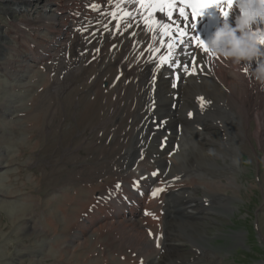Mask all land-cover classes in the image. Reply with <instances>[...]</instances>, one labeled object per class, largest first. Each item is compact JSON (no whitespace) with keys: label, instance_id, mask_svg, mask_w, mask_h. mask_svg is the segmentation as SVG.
Segmentation results:
<instances>
[{"label":"bare ground","instance_id":"bare-ground-1","mask_svg":"<svg viewBox=\"0 0 264 264\" xmlns=\"http://www.w3.org/2000/svg\"><path fill=\"white\" fill-rule=\"evenodd\" d=\"M93 5L98 7L94 9ZM223 7L226 6L216 7L213 24L200 18L194 20L186 7L187 21L177 20L186 35L176 40L178 45L179 39L185 44L179 45L175 51L183 53L179 57L181 62L195 58V62L189 64V72L193 69L195 72L181 73L177 69L173 73L164 67L156 74L153 86L154 64L148 60L168 49L149 50V45H160L158 40H152L153 32L147 31L142 18V14H148L144 6L129 0H0L1 14L8 18L6 27L0 20V80L8 79L7 88L12 92L11 96L16 97V102L7 100L9 105L4 107L3 115L10 119L8 124L13 129L21 124L19 120L24 118L26 108L23 102L26 94L32 92L34 99L35 96L43 97L44 101L51 102L47 114L52 115L44 118L39 132H44L47 139L58 134L60 145L68 147L65 151L63 149L64 157L75 156L86 146L91 150L90 157H97L95 166L91 163L85 165L88 170H93L92 175L87 173L89 179L82 176L85 180L77 181L74 176L77 182L72 184L75 186L73 192L67 189L69 194L65 200L59 198L63 201L60 200L59 204H65L66 199L77 207L82 204L80 202L87 204L85 209L84 205L81 206L84 211L78 207L79 213L64 212V229L67 228V232L64 231L67 235L61 237H64V243L74 246L89 235L91 237L93 227L99 226V234H109L97 246L100 245V253H103L104 261L100 262L101 257L96 260L101 264H188L189 261L183 260L185 252L193 256L194 262L201 264L202 240H207V234L205 232L202 236L198 227H203L202 221L209 216L208 211L215 214L222 210V214L233 211L230 204L240 189L237 180L241 167L239 157L246 144L252 146V141L260 147L264 145V86L252 75L257 61L252 62V68L243 64L235 66L208 50L205 52L193 40L198 37L207 48L206 42L226 20L234 26L238 9L232 7L225 16ZM66 11L77 16V27L72 28L71 23L58 17L59 13ZM156 16L166 20L162 13L158 12ZM252 27L253 30L257 27L264 29V23ZM26 41L33 42L45 56L41 74L34 72L33 65L27 63L17 46ZM261 47L264 50V46ZM119 50L121 56L115 58L120 54ZM187 53H192L190 59ZM109 64L114 66L109 78L100 82L95 79L96 82L94 77L95 82H89L91 66L93 74L100 75L104 72L100 73L102 68ZM177 73L180 80L173 88L172 80ZM39 74L41 78L38 79ZM18 96L22 98L17 99ZM20 101L23 105H18ZM253 123L255 130L251 131ZM35 132L38 131L35 129ZM220 132L227 135L223 142L215 137ZM185 138L194 140L191 146H186L187 149L182 148ZM76 142L80 145L74 148ZM225 143L228 150L222 155L221 147ZM224 154L230 157V161L222 157ZM2 156L0 172L5 164ZM75 158L79 159V156ZM6 163L11 165V162ZM79 169L83 170L82 167ZM153 172L157 175L153 176ZM157 188L163 191L154 197L152 192ZM13 194L0 189L1 199ZM165 196L170 208H166L167 202L162 204L160 200ZM144 200L149 201L146 206ZM216 200H220L218 205ZM62 204L60 207L67 210L66 204ZM72 207L70 209L74 210ZM177 229L193 236L195 243L191 244L189 251L184 247L186 242L172 235ZM110 254L114 257L110 258ZM95 257L93 260L98 259Z\"/></svg>","mask_w":264,"mask_h":264},{"label":"rangeland","instance_id":"rangeland-1","mask_svg":"<svg viewBox=\"0 0 264 264\" xmlns=\"http://www.w3.org/2000/svg\"><path fill=\"white\" fill-rule=\"evenodd\" d=\"M40 6L41 5L38 6V9ZM1 12L2 10L0 9L1 23L2 25H4L5 23L6 27V21L8 20V18H4L5 16L4 14H1ZM14 45L15 44H13V46ZM119 53L120 54H117L115 58L121 56V50H119ZM190 58L191 57H189V59ZM113 68L114 66H110L109 64L108 66L103 67L100 72L102 73L104 71L107 74H104L103 72L102 74L99 73L100 75H94L91 66L89 76L92 79H90L89 77L88 79L91 81L87 79V83L88 81L93 82L95 79H98L99 82L106 80L107 78H109V75ZM41 70L43 71V68L37 67L34 71H38L41 74ZM37 78H41V75L37 76ZM2 79L0 80V82H3L1 84H3L4 87L0 88V157L3 155L2 157L4 158L5 164L3 163V168L0 172V189L6 192H13L14 194L9 198H0V264H101L104 261V259H102L103 253H100L102 252L100 245L99 247L97 246L99 243L102 244L101 242L107 239V236H109V234L104 233V237L101 235L102 233L99 234V232L97 231L100 230V228H98L99 226L93 227V229L91 230V233L93 232L91 237L89 235V237L84 238V240L82 239L81 241L76 242V245L74 246H72L73 244L64 243L62 241L64 237L61 238L63 235H67V233L64 232L67 229H64L66 227V225L64 224L65 217L63 218L64 212L66 211L67 213H75L79 211V208L81 209V211H84L83 209H85L87 204L84 205L83 202H80L82 204L79 205L78 208L77 205L73 206V203L69 202V199H66L67 201H65L64 203L66 204L67 210L62 206L60 207V205L69 194V191L70 193L73 192L71 190H74L72 189V187L74 188L75 186H73L72 184H74L73 182L76 181V179L77 181L85 180V177L88 178L90 177V175H92L93 170L91 168L88 170V167H86L85 165L91 163V166H95V164L98 162L97 157H93L92 155L90 157L91 150L90 148H88V146H86L87 149L84 148V150L75 155L77 158L79 156V159H76L74 155H69L70 157L72 156L71 158L69 156L64 157V151L68 147L67 145H64V147L60 145V137H58V134L57 136L53 134L47 139L45 138L44 132H39V130L43 128V120L48 115L47 113L49 108L51 109V102L47 100L44 101L43 97L39 98L36 96L35 100V94L32 92L26 94L27 103H24L26 102L24 101L25 99L23 100L24 102L22 101L24 104L23 107H26V111L24 110V118L19 120L20 122L22 121L21 124L17 128H11L8 124L10 119L8 118V116L4 117L3 113L4 107L6 108L9 105L8 101L10 100V102H16V97L14 98L11 96L12 92L9 88H7L8 84L7 82L5 83L6 80ZM181 83H183L182 80ZM21 98L22 97L20 96L17 97V99ZM5 101H7V103ZM22 102L20 101L18 105H23ZM67 105H70L69 101L67 102ZM28 108L29 110H27ZM68 108V111L72 115L73 113L71 111V108ZM43 110L47 112H44ZM31 114H33V117L29 119V115L31 116ZM38 115L43 119L38 117L37 120H34V117L36 116L37 118ZM51 115L52 113H50L47 117ZM84 116L85 114H83V117ZM215 116L219 118L217 115ZM55 118L59 119L60 117L56 116ZM32 120L37 122L35 123L37 126L33 124L34 122ZM19 121L18 123H20ZM38 121H42L40 122L41 124ZM85 122H87V120H85ZM73 123L74 122L72 120V124ZM28 125L34 126V128H31L30 126L28 127ZM36 127H39V129H37ZM24 128L26 129V131ZM30 129H33V131H31ZM35 129L38 132H35ZM27 130L30 133L27 132ZM254 130L255 124L253 123L251 124V131ZM33 132L37 134L40 133L41 135L34 134ZM235 132L237 133V130H235ZM38 136L39 138L41 136V138L45 139H38ZM65 137L69 139L70 135H65ZM215 137L216 139L218 138L217 141L223 142L224 138H226L227 135L224 132H220ZM39 140H41L40 143ZM185 140L186 142L182 143L183 149H187L186 146H191V143L194 141L192 139L186 138ZM46 144L48 147L46 146ZM251 144L252 146L249 144L245 145L244 152L239 157L241 167H239L237 173V180L240 185V189L239 193H237V196L232 200L230 204V208L233 211L231 213H227L226 211H224L226 212L224 214H222L223 210L219 214L208 211L209 216L212 217H204V220L202 221L203 227H198V232L202 233V236L205 234V232L207 234V240H202L203 259L201 264H264V145L260 147L257 145L256 141H252ZM79 145V142H76L74 144V148L76 146L78 147ZM223 145L221 147L222 155L223 153H227L228 150V144L225 143ZM58 146L61 147L58 148ZM29 147L30 149H28ZM222 157H225L226 160L230 161V157L227 156V154H224V156ZM65 158L67 160H65ZM69 159H71V161ZM43 161L48 166L44 165L45 163ZM6 162H11V165L7 164ZM217 163L219 162H216V164ZM80 167H82L83 170L79 169ZM78 170H80L81 172L79 173ZM87 173H89L90 175L88 176ZM74 176L76 179L74 178ZM71 177L73 178V181L71 180L70 182ZM7 182H9V185L7 184ZM67 189L69 191H67ZM226 191L229 192L230 190L227 189ZM59 194H61V196H59ZM62 195L63 197L65 195L64 199ZM59 198H61L63 201ZM165 198L167 199L166 196ZM165 198H161L160 200L166 202ZM60 200L62 201L61 204H59L61 202ZM148 202V200H144L143 204L146 206ZM218 203H220V200L215 201L216 205H218ZM82 205H84L83 209L81 208ZM208 205L210 206V203ZM223 205L224 204H222L221 206ZM57 206L60 207V209L64 208V211L62 209H58ZM70 206H73L74 210L70 209ZM170 206L171 204L169 202L166 205V208H170ZM203 207L205 209L209 208L208 206ZM47 221H49L48 224ZM56 225L59 226L57 227ZM87 225L89 224H85V226ZM52 226L54 228L56 226V230ZM41 228L43 229V231L41 230ZM200 229L202 232L200 231ZM175 231L172 232V235H175L184 243L186 242L184 244V247H188L186 249L189 251L191 244L195 243L193 236H188L187 232H182L183 230L181 229H177ZM96 235H99V239L96 238ZM96 239H98V242L96 241ZM89 244H91L92 247ZM67 245L71 246L68 247ZM78 246H80L81 248H79ZM93 247L96 251L93 249ZM83 248L85 251L78 250ZM85 248H88L89 252ZM91 251L93 252L91 253ZM187 253L188 252L184 253L185 257L183 255V260L185 259L184 261L186 262L189 261L188 264H197L196 262H194L195 260L193 259V256ZM91 254H94L96 256L95 258L98 259L93 260L94 255L92 256ZM83 255L85 256L84 258H82ZM110 255L112 256V254ZM187 256L188 258H190L188 259ZM213 256L217 258H214ZM113 257L114 256L110 258ZM99 259L100 262L101 260L103 261L101 263L97 262ZM125 263L130 264L128 262Z\"/></svg>","mask_w":264,"mask_h":264},{"label":"snow or ice","instance_id":"snow-or-ice-1","mask_svg":"<svg viewBox=\"0 0 264 264\" xmlns=\"http://www.w3.org/2000/svg\"><path fill=\"white\" fill-rule=\"evenodd\" d=\"M111 2V0H109ZM129 2L136 3L144 6L147 9V16L142 14L144 23L147 26V31L153 32L152 40L159 41L160 47H154L149 45V50L153 52H159L160 48L166 47L168 51L164 54L159 55L158 57H150L148 63L154 64L152 69L153 71V86L156 80V74L164 67L170 69L173 73H176V70L179 69L181 73L194 74L195 70L189 72V64L195 62L193 57L191 61L181 62L180 55L183 53L175 51L179 45L185 44L183 39H179V45L176 44V40L179 37L186 35L184 28L180 27L177 23V20L187 21L188 15L186 12V7L191 8L192 18L195 20L197 16L201 15L203 11L209 7L222 5L224 15L227 16L229 10L232 8L235 0H129ZM96 5H93L95 9ZM162 13L166 17V20L158 19L156 13ZM126 15H131L126 13ZM130 27L131 24L129 23ZM192 27H195L193 24ZM135 35V33H133ZM167 37V40H165ZM193 40L198 42L199 47H201L205 52L207 48L205 47V42L200 40L198 37H193ZM264 43V41H262ZM189 57H192V53H187ZM180 80V75L177 73L172 80V87H177V82ZM203 101V98H199ZM154 106V101H153ZM191 115V113H189ZM153 176L157 173L153 172ZM117 188L120 187L119 184L116 185ZM163 191L162 188H157L152 192V195L155 197L159 192ZM146 215L149 213H145ZM151 234V233H150ZM159 237L157 238V247H159Z\"/></svg>","mask_w":264,"mask_h":264},{"label":"clouds","instance_id":"clouds-1","mask_svg":"<svg viewBox=\"0 0 264 264\" xmlns=\"http://www.w3.org/2000/svg\"><path fill=\"white\" fill-rule=\"evenodd\" d=\"M232 7L238 9L234 26L227 20L206 42L207 50L235 66L252 68L254 79L264 86V29L253 25L264 23V0H235Z\"/></svg>","mask_w":264,"mask_h":264}]
</instances>
